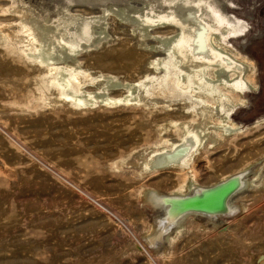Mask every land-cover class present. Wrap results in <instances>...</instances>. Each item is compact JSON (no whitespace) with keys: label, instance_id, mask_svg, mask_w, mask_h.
Instances as JSON below:
<instances>
[{"label":"rangeland","instance_id":"374dc122","mask_svg":"<svg viewBox=\"0 0 264 264\" xmlns=\"http://www.w3.org/2000/svg\"><path fill=\"white\" fill-rule=\"evenodd\" d=\"M0 264H264V0H0Z\"/></svg>","mask_w":264,"mask_h":264},{"label":"bare ground","instance_id":"6f19581e","mask_svg":"<svg viewBox=\"0 0 264 264\" xmlns=\"http://www.w3.org/2000/svg\"><path fill=\"white\" fill-rule=\"evenodd\" d=\"M137 9L139 8H135L134 10H137ZM38 35H39L38 43L39 45H41L43 44V40H44L43 34L39 32ZM38 50H42V49H38ZM184 151H185L184 148L178 147V149L173 154H165V155L163 154L162 156L160 155L159 159L157 158V161L155 162V164L163 163V166H164L167 163V161H172V160H175L181 157ZM241 178H242L241 176H234V177L229 178L226 182H223L220 185L219 184L216 186L211 185L212 187L197 189L194 192V195H192L191 197H187V198H184L181 196H172V195L171 196H160V197L155 198L153 203L159 209L161 208L164 211L165 216L167 215L169 217L173 216V217H176L177 220L179 218H182V216H184L185 213H188L190 211L204 212V213L210 214L211 216H215L217 213H220L222 211L226 212V210L227 211L232 210L230 209L229 206H227V197H226L227 195L226 194L233 192L235 190L234 187H236L239 182L241 183V180H240ZM215 189L217 191H213ZM193 199H195L196 201L183 207V203L185 201L193 200ZM174 200L178 201L175 205L173 203ZM190 205L192 207L194 206L201 207L203 209L195 210V208H192V209L188 208L190 207ZM205 208H207L208 210H206ZM196 209H199V208H196Z\"/></svg>","mask_w":264,"mask_h":264},{"label":"water","instance_id":"95a60500","mask_svg":"<svg viewBox=\"0 0 264 264\" xmlns=\"http://www.w3.org/2000/svg\"><path fill=\"white\" fill-rule=\"evenodd\" d=\"M196 200L195 199H193V200H187V201H185L184 203H183V207L184 206H187V205H189V204H191L192 202H195ZM178 201H173V203H174V205L177 203ZM188 208H195V210H201V209H203V208H201V207H192L191 205H190V207H188ZM196 208H199V209H196ZM206 210H208L207 208H205Z\"/></svg>","mask_w":264,"mask_h":264}]
</instances>
